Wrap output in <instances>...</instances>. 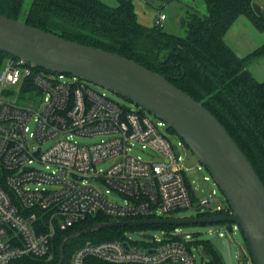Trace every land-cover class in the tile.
I'll use <instances>...</instances> for the list:
<instances>
[{
  "label": "built area",
  "instance_id": "built-area-1",
  "mask_svg": "<svg viewBox=\"0 0 264 264\" xmlns=\"http://www.w3.org/2000/svg\"><path fill=\"white\" fill-rule=\"evenodd\" d=\"M165 19L162 13L156 23L162 26ZM165 126L160 117L153 120L128 108L76 75L6 56L0 68V264L50 261L56 230L87 216L171 217L191 206L194 195L183 172L190 155L180 150L182 141L170 142ZM100 133L110 136L92 144L74 139ZM51 138L55 142L44 148L43 142ZM136 143L152 149L154 158L132 154ZM109 158L115 161L99 169L98 162ZM215 195L211 190L197 207L204 206L205 215L232 214L229 205H214ZM70 264L196 260L188 241L167 233L142 242L130 237L87 240L74 250Z\"/></svg>",
  "mask_w": 264,
  "mask_h": 264
},
{
  "label": "trees",
  "instance_id": "trees-1",
  "mask_svg": "<svg viewBox=\"0 0 264 264\" xmlns=\"http://www.w3.org/2000/svg\"><path fill=\"white\" fill-rule=\"evenodd\" d=\"M117 1L116 6H111L103 0H0V13L68 39L119 53L164 75L222 122L264 183V80H258L248 68L253 58L264 56V43L246 55H239L225 39L227 31L243 14L264 30V9L261 7V12L255 9L256 0H204L206 13L187 9L186 34L181 36L158 24H142L133 0ZM145 1L154 5L156 1L164 4L172 0ZM8 55L0 51V68ZM111 220L99 213L67 229H57L52 242L53 257L44 264L58 263L60 243L71 236L64 247L63 262L70 264L77 248L76 233ZM176 226H117L88 234H97V240H101L122 238L128 229L163 228L170 233ZM202 244L212 256L213 264H224L210 239Z\"/></svg>",
  "mask_w": 264,
  "mask_h": 264
},
{
  "label": "water",
  "instance_id": "water-1",
  "mask_svg": "<svg viewBox=\"0 0 264 264\" xmlns=\"http://www.w3.org/2000/svg\"><path fill=\"white\" fill-rule=\"evenodd\" d=\"M255 9L261 12L257 3ZM0 51L46 70L76 75L103 86L163 119L191 149L186 165L204 164L233 211L232 214L194 217L111 220L76 234L117 226L231 221L240 226L248 243L250 254L244 255L247 260L264 264V183L226 127L202 102L132 58L68 39L1 13ZM203 209L204 206L196 207L197 213ZM70 237L60 243L57 264L64 262V247ZM210 241L220 252L224 264H234L227 236L216 235Z\"/></svg>",
  "mask_w": 264,
  "mask_h": 264
},
{
  "label": "rangeland",
  "instance_id": "rangeland-1",
  "mask_svg": "<svg viewBox=\"0 0 264 264\" xmlns=\"http://www.w3.org/2000/svg\"><path fill=\"white\" fill-rule=\"evenodd\" d=\"M111 6L118 4L117 0H103ZM135 4V10L137 12L138 20L147 26H154L160 16L164 13L166 19L163 21V28L173 34L184 36L186 34V26L182 24V19L187 14V9L195 8L202 13L207 12V5L204 0H172L168 3H161L156 1L154 5L147 4L145 0H133ZM257 4L264 9V0H256ZM28 2L25 3V7L28 6ZM227 43L239 54L246 55L262 43H264V30L258 29L250 18L246 15H240L225 35ZM248 68L252 71L253 75L258 80H264V56L259 55L253 58ZM71 79V77H68ZM89 85L100 93H104L113 100L131 107L135 110H140L150 116L153 120L157 119V116L151 112L141 108L135 102L128 98H125L103 86L89 82ZM163 133L168 137L172 144H180V150L186 156L191 154V149L187 146L181 138V136L172 131L171 127L165 126ZM109 133H100L93 136H80L74 135L81 144H92L101 141L102 139L108 138ZM56 139L51 138L43 142V147L47 148L55 142ZM134 155H140L146 159L154 158L155 152L150 148H143L141 143H136L135 147L131 150ZM114 158H109L98 162L97 166L99 169L108 168L113 162ZM202 168L199 169L198 166ZM183 172L186 180L189 183L190 189L194 195L193 204L191 206L180 208L170 214L171 217H194L198 215L196 211L197 202L200 198L205 197L211 190H216L214 205L223 204L228 205V202L223 194L222 190L216 184L212 178L210 172L206 166L202 163H198L192 166H187L183 163ZM208 175L210 178L204 180V176ZM110 198L122 201L121 196L110 194ZM89 233V232H88ZM78 234L74 237L75 246H79L87 240H97V234ZM170 233L180 234L182 238L188 241L190 249L194 254L196 264H213L212 256L202 246L203 241L209 240L212 237L219 234L220 236H227L230 241L231 253L234 264H253L252 260H247L244 256L245 253L250 254L248 243L244 237L243 231L240 226L231 221L215 222V223H186L180 224L170 230ZM167 234L163 228H152V229H128L125 230L123 237H130L136 241H147L150 238L161 239Z\"/></svg>",
  "mask_w": 264,
  "mask_h": 264
},
{
  "label": "flooded vegetation",
  "instance_id": "flooded-vegetation-1",
  "mask_svg": "<svg viewBox=\"0 0 264 264\" xmlns=\"http://www.w3.org/2000/svg\"><path fill=\"white\" fill-rule=\"evenodd\" d=\"M203 214V212H201V213H198V215H202Z\"/></svg>",
  "mask_w": 264,
  "mask_h": 264
}]
</instances>
